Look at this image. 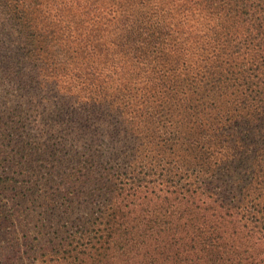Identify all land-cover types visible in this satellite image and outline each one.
Instances as JSON below:
<instances>
[{
	"label": "trees",
	"instance_id": "16d2710c",
	"mask_svg": "<svg viewBox=\"0 0 264 264\" xmlns=\"http://www.w3.org/2000/svg\"><path fill=\"white\" fill-rule=\"evenodd\" d=\"M121 240L264 264V1L0 0V264Z\"/></svg>",
	"mask_w": 264,
	"mask_h": 264
},
{
	"label": "rangeland",
	"instance_id": "374dc122",
	"mask_svg": "<svg viewBox=\"0 0 264 264\" xmlns=\"http://www.w3.org/2000/svg\"><path fill=\"white\" fill-rule=\"evenodd\" d=\"M192 1H196V0H192ZM261 2H263L264 0H260ZM201 6H203L202 4H200ZM221 20V19H220ZM222 25L224 24L223 21H225V18H222ZM228 21V20H227ZM185 26V24H184ZM196 24L193 25L191 24L189 27H186L188 29H191V28H195ZM203 29H206V27ZM237 30V38H239V34L238 33H241V29H236ZM106 251V250H104ZM104 255H106V252H104ZM132 256H133V250L129 249V254L128 256H123V241H119L117 242L116 244V247H114L113 249V252H112V259H113V262L115 261H118L119 258H121V264H134V260L132 259Z\"/></svg>",
	"mask_w": 264,
	"mask_h": 264
}]
</instances>
